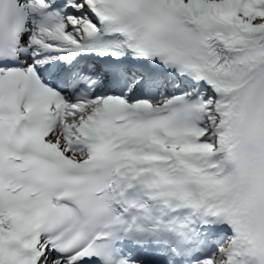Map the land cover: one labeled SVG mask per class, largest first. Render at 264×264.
Returning <instances> with one entry per match:
<instances>
[{
    "label": "snow or ice",
    "instance_id": "obj_1",
    "mask_svg": "<svg viewBox=\"0 0 264 264\" xmlns=\"http://www.w3.org/2000/svg\"><path fill=\"white\" fill-rule=\"evenodd\" d=\"M0 264H264V0H0Z\"/></svg>",
    "mask_w": 264,
    "mask_h": 264
}]
</instances>
